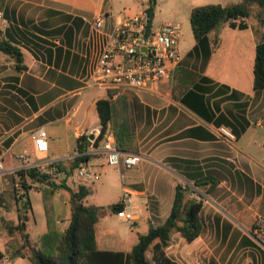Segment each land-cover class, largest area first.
<instances>
[{
	"label": "crops",
	"instance_id": "crops-1",
	"mask_svg": "<svg viewBox=\"0 0 264 264\" xmlns=\"http://www.w3.org/2000/svg\"><path fill=\"white\" fill-rule=\"evenodd\" d=\"M195 1L192 9L227 5L222 0ZM148 6L147 0H0V10L8 21L0 42L6 40L20 48L27 67L18 70L15 62L12 67L0 64V264H31L27 257L17 256L24 241L19 232L11 234L9 227L24 222V232L33 245L48 230L45 215L41 232L31 234L37 221L30 198L29 207L27 198L20 199L25 195L24 187L15 188L16 174L44 158L69 167V162L80 155L76 151L78 139L86 136L95 141L98 137L96 103L107 99L103 93L91 98L83 112L82 101L74 102L71 115L69 110L65 112L69 105L61 103L67 100L64 96H79L83 91L80 74L92 24L98 16L107 14L105 29L111 30L117 20ZM261 17L259 13L264 24ZM252 18L250 14L237 20L248 25L243 30L222 25L221 29H231L225 50L221 48L220 28L209 33L207 39L192 43L174 72L179 99L173 97L172 84L162 86L158 94L135 92L140 100L136 107L140 148L136 154L141 161L128 171L130 174L127 172L121 192L129 189L137 198L138 202L128 207L136 219H120L121 225L112 227L108 218L115 215L105 210L95 225L99 249L131 251L140 234L166 221L178 184L193 185L196 179L212 176L219 182L209 194H202L201 234L187 242L179 233H172L167 255L177 264H223V252L229 244L231 248L234 231L240 230L243 233L237 237L238 248H256L264 258V242H258L254 235L259 221L264 220V128L258 125L264 120V90L254 89L256 47L264 33ZM227 54L231 59L228 63L222 60ZM54 89L60 93H53ZM139 93L149 94L153 100L146 103ZM57 100L60 102L56 104ZM22 101L27 112L20 108ZM40 127L48 134L45 156L35 154L31 138ZM86 153V161L95 172L108 173L111 166L104 155L92 153L89 147ZM162 182L167 191L161 190ZM65 183L73 189L79 184L89 185L74 178ZM30 184V191L39 190L38 182ZM231 187L242 194V208H231ZM61 190H55L57 203L53 201V207L58 231L64 232L70 225L71 209L68 195L59 214L57 196ZM84 203L93 206L87 200ZM227 258L231 262V250Z\"/></svg>",
	"mask_w": 264,
	"mask_h": 264
},
{
	"label": "trees",
	"instance_id": "trees-1",
	"mask_svg": "<svg viewBox=\"0 0 264 264\" xmlns=\"http://www.w3.org/2000/svg\"><path fill=\"white\" fill-rule=\"evenodd\" d=\"M252 4L258 5L264 12V0H244L241 4L226 6L208 4L193 8L190 24L195 39L197 41L205 39L209 33L218 30L224 24H228L233 29H246L248 25L242 21L237 23V20L250 17ZM148 13L152 21L154 16L152 8L148 10ZM262 22L264 23V18ZM0 51L14 59L18 70L27 68L24 64V54L17 46L2 40ZM175 77L174 73L173 97L179 99L176 95ZM192 84H194L193 81ZM254 89L264 90V38L256 47ZM139 101L136 93L132 91H124L116 99L98 100L96 110L100 120V134L95 140V145L102 142L105 135L112 131L120 150L138 153L140 145L137 135L136 107ZM89 145L88 137H80L76 149L80 155L74 158L69 167L62 162H57L55 164L57 170L70 174L77 166L86 162L89 158L86 153ZM18 175L23 180L26 193L31 189V184L26 179H31L32 182L39 183V189L47 191L64 189L70 194L71 221L64 232L58 231L53 201L49 199L45 201L48 230L37 237L35 245L24 232V222L16 227H9L11 234L19 232L24 241L17 256L27 257L31 264H177L167 255V250L172 244L171 234L179 233L187 242H192L199 237L203 228L200 217L203 207L202 194H209L219 182L212 176H205L196 179L193 185L178 184L171 212L166 221L157 227H150L146 234H140L138 243L131 251L123 252L98 248L95 225L103 212L98 207L84 203L89 195L85 185L79 184L75 189L70 188L65 180L60 182L51 180L50 176L41 173L38 168L22 170ZM25 203L29 207L28 196ZM111 208L117 213L122 206L117 203ZM149 252L151 257H148Z\"/></svg>",
	"mask_w": 264,
	"mask_h": 264
},
{
	"label": "built area",
	"instance_id": "built-area-1",
	"mask_svg": "<svg viewBox=\"0 0 264 264\" xmlns=\"http://www.w3.org/2000/svg\"><path fill=\"white\" fill-rule=\"evenodd\" d=\"M148 10L143 8L137 14L117 20L111 30L105 29L107 14L95 19L85 59L89 61V71L82 90L98 89L107 99H116L124 91L158 94L162 86L172 84L174 72L182 61L179 50L181 27L169 23L154 28ZM0 22L5 26L8 24L1 10ZM258 125L264 128V120L259 121ZM97 132L99 136L100 129ZM31 138L35 154L45 156L49 149L46 129H36ZM89 149L92 153L104 155L109 166L117 167L122 180L141 161L140 155L118 148L112 131L105 135L100 146L90 141ZM44 160L29 163L24 168H38L56 181L61 179L67 182L74 178L81 182H96L100 178V173L86 162L67 174L57 170V162ZM15 188H22L20 182L15 183ZM133 197L131 190L124 189L119 201L122 208L116 213L122 220L136 219L135 214L128 210L133 206ZM254 235L260 243L264 242V220L259 221Z\"/></svg>",
	"mask_w": 264,
	"mask_h": 264
},
{
	"label": "rangeland",
	"instance_id": "rangeland-1",
	"mask_svg": "<svg viewBox=\"0 0 264 264\" xmlns=\"http://www.w3.org/2000/svg\"><path fill=\"white\" fill-rule=\"evenodd\" d=\"M147 1L148 3H150L147 8L149 9L152 8L153 10V15H154L153 16V27L154 28H159L163 24H169V23L173 25L179 24L181 26L182 35L179 38V49H181L180 50L181 56L186 57V52L190 48H192V43L197 41L194 37L191 24H190V14L192 11V6L196 3V1L195 0H156L155 5L153 4L152 0H147ZM222 2H225V4L227 5H233V4H237L236 2H239V0H222ZM240 2L243 3L244 0ZM238 4H241V3H238ZM255 6L256 4H252L250 7V11L253 17L251 22L255 23V27L259 30V32L264 33V24H262L260 22V18H258L259 13L262 16L261 18H264V12H263V9L258 8V7L256 8ZM221 28L222 26L220 27V29ZM225 28L226 29H221L220 31L221 38H222L221 48L224 50L225 48L229 47V38H230L229 34L231 33L230 28L228 27H225ZM6 30H7V26H5L2 22H0L1 38L4 36V32ZM219 30H215V31H219ZM206 39H207V36H206ZM222 60L227 63L231 62L230 56L228 54L226 55V57H223ZM14 62L15 61L11 56L6 55L4 53H0V64H5L6 67L8 66L12 67ZM88 71H89V61H84L83 70L80 74V77L83 82H84L85 77L88 74ZM83 82L79 84V87L84 86ZM14 90L16 89L13 88V92H15ZM85 91L86 90H83L79 96H75V97L70 96V95L64 96L65 97L64 99H67V100L65 101L63 100L61 103L63 104V102H66L67 106L69 105L68 109H66L65 112L69 110L68 113L70 114L72 107H74L73 103L77 101L78 102L82 101L83 106L81 107V112H83V110L86 108L87 102L91 98L99 97L100 93H102L98 89L88 90L86 92ZM53 93H60V91H57L56 89H54ZM13 95H16V94H13ZM139 96L142 99V101L146 103H150L153 100V96L149 94L139 93ZM59 102L60 100H57L55 103L57 104ZM19 103L21 104L20 108L22 109V111L27 112L24 101L19 102ZM36 161H39V160H36ZM69 163H72V162H69ZM86 163L88 164L87 161ZM41 173H42V170H41ZM128 173L130 174V172ZM15 178H16L15 180L16 183L20 182V184L23 186L22 178L17 174ZM57 181L60 182L61 179ZM132 181L133 180H129V182H132ZM30 182L33 183L31 179H29V183ZM121 183H122V179L120 177V172H118L113 166H111V168L108 169V173H106L105 175L100 174V178L98 181L88 183L89 184L88 185L89 195L86 200L89 202V204H92L93 206L98 207L102 212H105V210H107V212L111 216L115 215L112 218H108V222L110 226L112 227H118L119 225H121V222H120L121 218H119L116 212H113L111 208L113 204L118 202L120 195L122 194ZM160 187L162 191H167V185L164 182L160 184ZM24 193L25 195H23L20 199L24 200L27 198V196L30 198L32 205H33V215L37 221V224L33 226V231L31 234H38L41 232V229L45 223V201L48 199L50 201H54L55 191H49V190L47 191L44 189H39V190H34V191L29 190V195H28V193H26L24 189ZM68 195L70 194L67 190L59 191V195L57 196L59 197L58 198L59 214L63 213V207H64L63 199H65V197ZM240 199H243L242 194H240L238 191L234 190L231 187V208L235 206L236 207L239 206V208H242L243 202ZM54 202H53V205H54ZM133 202L137 203L138 202L137 198L135 199L133 197ZM251 230L252 231L254 230V226L253 227L251 226L250 231ZM252 231H251V234H252ZM242 233L243 232L240 230L234 231V234H233L234 236L231 237V248L229 244L226 247L225 251L223 252V255H222V258L224 259L223 264H264V258H263V254L261 250H258L253 247L251 249L249 248L239 249L238 248L236 244L237 237ZM257 241L259 242L258 238H257ZM230 250H231V262L228 263L227 256ZM226 254L227 256H224ZM148 257H151L150 252L148 253Z\"/></svg>",
	"mask_w": 264,
	"mask_h": 264
},
{
	"label": "water",
	"instance_id": "water-1",
	"mask_svg": "<svg viewBox=\"0 0 264 264\" xmlns=\"http://www.w3.org/2000/svg\"><path fill=\"white\" fill-rule=\"evenodd\" d=\"M152 2H153V4L155 5V3H156V0H152Z\"/></svg>",
	"mask_w": 264,
	"mask_h": 264
}]
</instances>
